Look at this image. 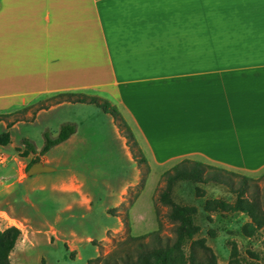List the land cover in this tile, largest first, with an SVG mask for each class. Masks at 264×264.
Wrapping results in <instances>:
<instances>
[{"label": "crops", "instance_id": "obj_1", "mask_svg": "<svg viewBox=\"0 0 264 264\" xmlns=\"http://www.w3.org/2000/svg\"><path fill=\"white\" fill-rule=\"evenodd\" d=\"M66 91L107 99L120 113L139 116L145 127L156 118L149 133L157 142L171 143L153 151L158 164L188 157L242 169L263 167L264 0H0V108L18 111ZM75 104L91 103L62 101L38 110L33 122ZM75 114V121H64L74 122L75 131L40 155L50 170L25 175L29 153L22 167L14 162L13 176L0 177V193L23 184V201L32 210H39L40 197L32 196L36 190L64 199L65 207L35 227L33 218L18 215L14 202L2 196L4 227L16 224L24 232L12 223L16 218L33 229L55 230V224L74 216L65 219L62 212H91L99 179L72 166L114 163L113 143L93 139L105 126L117 148L133 160L110 113ZM0 127L6 130V122L1 120ZM56 146L55 160L49 151ZM54 161L66 168L56 171ZM138 177L136 169L117 189L115 206ZM101 178L104 192L112 196L114 187Z\"/></svg>", "mask_w": 264, "mask_h": 264}, {"label": "rangeland", "instance_id": "obj_2", "mask_svg": "<svg viewBox=\"0 0 264 264\" xmlns=\"http://www.w3.org/2000/svg\"><path fill=\"white\" fill-rule=\"evenodd\" d=\"M92 110L100 109L93 104H75L74 107L65 106L49 113L41 114L35 122H33L34 119H21L23 122H20L10 131L12 137L10 142L5 146L0 145V177L14 175L12 170L14 162H18L22 167L24 156L20 153L24 149V145L22 144L23 138L30 139L36 146L41 148L44 143L43 132L45 130L49 131L52 136H55L62 122L65 120L75 121V112H91ZM11 111H15V109L10 105L0 108V113ZM24 114L29 117V110L24 111ZM120 115L125 120L132 134V137L126 134L125 138L131 143L133 140L136 141L137 145H133V148L135 151L138 148L142 152L146 158V162L141 163L139 167L133 157V160L130 161L117 148L118 144L112 138L109 125L105 126L102 132L94 134L93 139L100 145L112 142L116 148V156L113 159V164L72 166L73 169H77L85 175L97 176L99 179V186L97 187V195L99 196L93 203V210L86 212L75 208L73 212H62L61 215L65 219L69 218L71 214L74 216L68 221L55 224L56 228H58L55 230L33 229L26 222L19 221L16 218L11 219L13 224L17 223L24 228L20 242L11 253L12 264H42L41 258H44L46 264H87L88 259L99 255L104 256L114 248H118V243L126 238L128 233L139 235L159 229L163 240L173 236V222L166 215L168 206L160 203L157 200V195L164 185L163 173L178 162L179 158L171 159L163 164H158L153 159V151L160 147L159 145H166L168 148H171L170 142H157L158 139H155V136L149 133L156 127V118H151V122H148L146 125L147 128L145 124L143 126L139 124V116L135 118L134 116H129L124 111ZM11 118L12 116L9 117V119ZM118 122L122 123L121 120H118ZM115 125L120 129L121 134L122 132H126L124 126L120 127L116 122ZM4 130L5 128L1 129L0 127V133ZM143 130H146L147 133H144ZM58 155V146L49 151V156L55 160ZM36 157L41 159L39 154L32 153V159ZM200 160L206 161L205 159ZM96 161L92 160V162ZM208 163L216 168H225L240 175L248 176L251 184L256 183L260 191L264 190V166L250 170L206 161V164ZM65 168L66 166L58 163L56 171H63ZM136 169L139 171L138 181L141 177L144 178L143 186L139 188L137 181L135 185L127 189L123 195L121 205L115 206V201L118 199L117 189L126 180L135 175ZM25 175H29L26 169ZM101 177H106L108 182L114 187L115 192L112 196H108L104 192L100 184ZM239 178L238 176H233L232 180L237 183ZM195 185L204 189L203 195L195 193ZM22 188L23 184L15 183L10 189H1L0 201L2 196L8 197L14 202L18 215L25 214L33 218V225L35 227H39L40 220L43 221L44 218L52 221L54 214L62 211L65 207L64 199L60 200L48 195L44 197L43 192L36 190L32 196L40 197V200H37L39 202V210H32L23 201ZM24 194L26 195V192ZM208 197H222L232 200L234 195L228 191V187L225 184L212 182L193 184L179 181L173 190L175 202L193 204L197 207V223L200 226V231L195 235V238L205 239L206 245L215 254L218 264L228 263L233 244L236 245L238 256L243 264L249 262L264 264V228L258 234L247 237L240 231L241 225L249 220L248 216L244 213L221 214L213 212L210 214V218H207V212L204 211L202 202ZM113 206L119 210L118 215L108 212V209L113 208ZM105 207L110 208L106 211ZM3 210L5 209L0 203V229L4 228V225L8 223V219L3 218L6 216ZM117 216L120 218L121 224ZM24 248H26L25 251ZM93 264H99V262H94Z\"/></svg>", "mask_w": 264, "mask_h": 264}, {"label": "trees", "instance_id": "obj_3", "mask_svg": "<svg viewBox=\"0 0 264 264\" xmlns=\"http://www.w3.org/2000/svg\"><path fill=\"white\" fill-rule=\"evenodd\" d=\"M62 101L96 105L102 111L110 113L118 126L126 128V132H122L124 136L132 137L117 107L109 100L95 95L66 91L52 96L47 101L36 102L18 111L1 112L0 121L6 122V130L0 133V145H6L10 142L9 128L14 122L21 119H33L38 110ZM26 110L31 112V116L24 115ZM10 116H12L11 119H9ZM118 120H121L122 123H119ZM75 128L74 122H64L60 125L55 136L45 130L43 132L44 143L39 149L30 139L23 138L24 149L20 154L22 156H27L29 153L43 155L50 148L68 138L75 131ZM126 143L132 157L140 167L141 163L146 162L145 156L138 148L136 151L134 150L133 145H137L135 140L132 143L127 140ZM39 160V157L31 159L26 166V171L32 163ZM163 176L164 185L157 195V200L168 206L166 215L173 222V236L163 240L159 229L139 235L128 233L126 238L118 243V248H114L104 256L99 255L88 259L87 264L94 262H99V264H218L215 254L206 245L205 239L195 238V235L200 231V226L197 223V207L193 204L175 202L173 199V190L179 181L193 184L210 182L225 184L234 198L232 200L222 197L204 199L202 207L207 212V218H210V214L213 212L221 214L244 213L249 220L241 225L240 231L247 237L258 234L264 228V190L260 191L256 183L251 184L248 176L240 175L229 169L216 168L201 160L188 157L179 159L163 173ZM233 176L240 177L237 183L232 180ZM143 181L144 178L141 177L137 183L139 188L143 186ZM204 192V189L195 185L197 195H203ZM108 212L118 215L119 210L113 207L108 209ZM21 236L22 231L16 225H8L0 229V264H12L10 255ZM41 263L46 264L44 258H41ZM227 264H243L235 244L232 245Z\"/></svg>", "mask_w": 264, "mask_h": 264}, {"label": "water", "instance_id": "obj_4", "mask_svg": "<svg viewBox=\"0 0 264 264\" xmlns=\"http://www.w3.org/2000/svg\"><path fill=\"white\" fill-rule=\"evenodd\" d=\"M51 167L47 165H43L40 161H36L30 165V167L27 170V173L29 175L37 173L39 171H47L50 170Z\"/></svg>", "mask_w": 264, "mask_h": 264}]
</instances>
